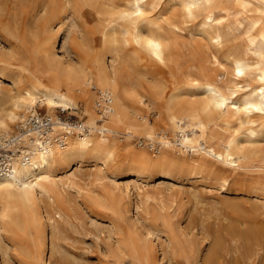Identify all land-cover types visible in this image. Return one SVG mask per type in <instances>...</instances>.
<instances>
[{
    "label": "bare ground",
    "instance_id": "1",
    "mask_svg": "<svg viewBox=\"0 0 264 264\" xmlns=\"http://www.w3.org/2000/svg\"><path fill=\"white\" fill-rule=\"evenodd\" d=\"M237 1L239 10L228 0L14 4L7 34L16 46L23 34L32 41L33 57L15 67L0 46V136L17 132L33 112L48 115L53 130L44 139L36 130L22 134V152L0 169V243L4 233L21 235L19 253L29 264H45L46 249L57 248L71 191L84 189L86 164L93 181L109 178V185L88 190L106 200L119 192L145 195V177H176L182 170L193 179L206 172L224 184L231 170H252L261 175L252 183L264 194V0ZM68 19L61 46L75 42L73 27L81 40L75 56L63 59L56 42ZM22 27L26 32L20 34ZM157 67L185 70L184 79L166 84L154 73ZM58 107L80 108L87 118L81 125L67 123L55 113ZM147 108L156 111L154 120ZM134 137L146 143L137 140L135 148ZM122 170L132 177L119 180ZM235 225L230 237L241 238L245 250L254 244L264 249V224ZM223 238L215 237L201 263L247 264L241 252L228 261L231 249ZM149 239L132 231L115 250L152 264ZM183 249L194 252L190 243Z\"/></svg>",
    "mask_w": 264,
    "mask_h": 264
},
{
    "label": "rangeland",
    "instance_id": "2",
    "mask_svg": "<svg viewBox=\"0 0 264 264\" xmlns=\"http://www.w3.org/2000/svg\"><path fill=\"white\" fill-rule=\"evenodd\" d=\"M20 1L27 0H0V46L4 59L15 67L20 66L24 60L31 61L33 57V43L23 36L25 27L19 28L23 35L17 40V46L7 34L9 13L14 4ZM228 5L236 10L241 9L237 0H228ZM69 23L68 19L63 24L64 29L56 42L58 55L63 59L75 56L74 50L78 47L76 42L81 40L80 32H76L78 27H73L71 35L75 42L69 41L61 46L63 31L68 28ZM188 34L185 32L186 40L190 41ZM195 48L207 47L195 45ZM185 52L188 53L185 58L187 60L190 56L189 49L185 48ZM183 71L185 70L173 73L167 68L157 67L154 73L161 81L171 84L172 79H184ZM60 110L61 107H58L55 113L60 115ZM145 112L152 120L155 119L156 111L153 108H147ZM69 113L75 119L87 118L80 108L65 110L63 116ZM137 140L146 143L145 138L134 137L135 148H139L135 144ZM145 148L153 153V150ZM186 152L191 155V151ZM123 158L124 155H120L116 159L119 161ZM90 170V164L81 169L84 176L80 182L84 189L80 193L71 191L68 213L59 224L57 248L52 253L50 247L46 249L45 264H141L133 261L129 254H118L115 250L117 243L132 231L150 238L155 249L152 264H202L204 253L217 236H224V244L231 249L226 256L228 261L241 252L240 257H244L247 264L262 262L264 249L260 245L254 244L253 251L245 250L241 238L230 237L229 234L230 224L244 227L247 220L264 224V194L252 183L260 174L246 169L231 170L228 172V183L224 184L222 179L208 177L206 172L201 174L199 180L191 178L185 170L170 178H161L154 172L143 180L147 185L145 195H138L135 191L131 197H127L119 192L116 199L106 200L88 195L89 189L99 190L110 182L109 178L93 181L94 176ZM112 170L115 172L113 167L107 170L108 177L113 174ZM118 173L119 180L132 177L127 170ZM1 239L0 264H29L19 253L21 235L8 232ZM188 243L194 252L184 251L183 248Z\"/></svg>",
    "mask_w": 264,
    "mask_h": 264
},
{
    "label": "built area",
    "instance_id": "3",
    "mask_svg": "<svg viewBox=\"0 0 264 264\" xmlns=\"http://www.w3.org/2000/svg\"><path fill=\"white\" fill-rule=\"evenodd\" d=\"M68 110V109H66ZM65 109H61L60 117L67 123L81 125L82 120L75 119L71 113L64 115ZM101 113V110L99 109ZM53 121L49 118L48 115L42 114L40 112H33L27 114L25 120L21 123L20 129L14 134L9 136H0V169L8 168L11 159L17 155V153L22 152V147L24 144L20 143L22 134L29 133L31 131H38L39 135L44 139L47 137L53 130Z\"/></svg>",
    "mask_w": 264,
    "mask_h": 264
},
{
    "label": "snow or ice",
    "instance_id": "4",
    "mask_svg": "<svg viewBox=\"0 0 264 264\" xmlns=\"http://www.w3.org/2000/svg\"><path fill=\"white\" fill-rule=\"evenodd\" d=\"M149 43H151V42H149Z\"/></svg>",
    "mask_w": 264,
    "mask_h": 264
}]
</instances>
